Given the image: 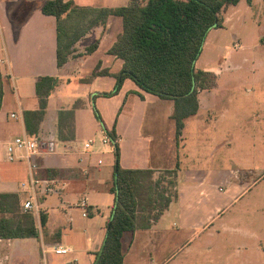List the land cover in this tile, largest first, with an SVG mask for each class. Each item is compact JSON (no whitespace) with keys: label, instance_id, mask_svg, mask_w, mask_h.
Here are the masks:
<instances>
[{"label":"crops","instance_id":"obj_1","mask_svg":"<svg viewBox=\"0 0 264 264\" xmlns=\"http://www.w3.org/2000/svg\"><path fill=\"white\" fill-rule=\"evenodd\" d=\"M46 1L0 0V194H17L20 204L31 190L22 187L30 179V166L26 160L10 161L7 146L18 137H32L25 113L40 110L37 81L58 78L39 133L32 137L42 143L36 176L47 223L42 227L41 214L32 213L38 238L0 239V264H42V256L51 264H94L116 201V152L108 133L112 131L123 169L153 170L155 177L176 170L178 175V199L160 220L150 229L124 236V264H168L179 248L195 254L197 264H218L225 255L226 264H264V194L236 208L246 196L242 185L248 178L235 167V162L242 165V159L226 147L232 142L231 129L213 125L220 105L233 102L218 96L222 83L218 80L212 89L199 92L198 112L185 120L178 134L174 101L147 93L130 79L117 94L102 96L115 89L116 76L123 70V60L109 53L123 32L122 19L112 16L105 26L94 27L60 68L57 20L42 12ZM104 1L103 6L93 7H122L130 2ZM96 42V50L87 54ZM98 66L110 75L94 76ZM204 70L219 77L218 67ZM95 107L106 128L96 118ZM106 135L109 143L102 141ZM91 140L95 143L85 149ZM46 185L54 192L45 193ZM225 212H231L227 221ZM171 218L179 226L171 227ZM57 246L69 253L56 254Z\"/></svg>","mask_w":264,"mask_h":264},{"label":"trees","instance_id":"obj_2","mask_svg":"<svg viewBox=\"0 0 264 264\" xmlns=\"http://www.w3.org/2000/svg\"><path fill=\"white\" fill-rule=\"evenodd\" d=\"M243 0H130L127 6L90 8L72 1L47 0L42 5L45 15L57 20L58 66L63 67L75 52V44L96 26H105L112 16L123 21V32L109 53L123 60V70L116 76L115 89L102 96L117 94L126 79L141 90L161 99L174 101L173 118L177 133L186 119L197 114L198 94L212 89L217 81L213 72L197 68L205 41L213 29L224 26V11ZM252 4L253 0H245ZM98 42L87 48L93 53ZM94 72L110 75L108 71ZM58 84L56 77H41L36 83L40 110L25 113L26 128L35 137L46 115L48 97ZM95 115L104 128L95 107ZM116 152L115 205L107 224L102 250L94 264H124L123 238L140 229H150L178 199L176 170L155 177L153 170H127L120 166V149L114 131L108 132ZM41 213V226L47 223ZM35 215L24 213L17 194H0V239L38 238Z\"/></svg>","mask_w":264,"mask_h":264},{"label":"rangeland","instance_id":"obj_3","mask_svg":"<svg viewBox=\"0 0 264 264\" xmlns=\"http://www.w3.org/2000/svg\"><path fill=\"white\" fill-rule=\"evenodd\" d=\"M77 1L82 4L80 7L98 8L93 6L106 4L104 0ZM139 1L146 3V0ZM222 17H226L224 26L210 31L197 66L220 68L217 81L222 83V91L218 96L233 99L220 105V115L213 125L217 129H231L232 142L226 147L233 150L236 159H242V165L235 162V167L243 170L248 178L242 185L246 196L236 206L240 208L244 202H254L257 194H264V0H253L252 5L243 0L237 7L227 8ZM225 58H229V63L221 67ZM261 208L264 209V200ZM230 215L231 212H225L223 220H229ZM170 222L174 228L180 224L175 218ZM174 253L175 258L168 264H197L195 254H186L185 248ZM42 257V264H51L49 258ZM225 258L226 255L218 264H226Z\"/></svg>","mask_w":264,"mask_h":264},{"label":"built area","instance_id":"obj_4","mask_svg":"<svg viewBox=\"0 0 264 264\" xmlns=\"http://www.w3.org/2000/svg\"><path fill=\"white\" fill-rule=\"evenodd\" d=\"M15 117V115H13ZM104 143H109L110 139L106 135L102 139ZM95 143L94 140L89 141L85 144V149H89ZM41 141L37 138H32L28 136L18 137L12 143L7 146V155L10 161L17 160H26L30 166V179L22 183V187L26 189H31L28 193V196L21 202V208L25 213H35L40 215L42 212V204L39 201V194L37 189L41 183L36 176L38 170V165L36 163V158L42 152ZM45 193H53L54 189L48 185L44 187ZM83 207H87V201L82 202ZM84 215L87 216V209L84 212ZM56 254H68L69 249L57 246L54 248Z\"/></svg>","mask_w":264,"mask_h":264}]
</instances>
